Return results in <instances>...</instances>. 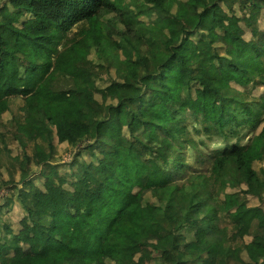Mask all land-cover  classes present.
Instances as JSON below:
<instances>
[{"label": "trees", "instance_id": "1", "mask_svg": "<svg viewBox=\"0 0 264 264\" xmlns=\"http://www.w3.org/2000/svg\"><path fill=\"white\" fill-rule=\"evenodd\" d=\"M240 110L262 122L264 0H0V264H264V124L217 166L193 134Z\"/></svg>", "mask_w": 264, "mask_h": 264}, {"label": "rangeland", "instance_id": "2", "mask_svg": "<svg viewBox=\"0 0 264 264\" xmlns=\"http://www.w3.org/2000/svg\"><path fill=\"white\" fill-rule=\"evenodd\" d=\"M120 3L118 1V5L120 6ZM167 22L169 23V27L173 30L172 37H176L179 41L182 37V32H179L180 23L177 20H170L167 19ZM101 20L100 19H90L87 22V25L89 28H91L92 33L94 36L103 37L104 32L101 28ZM239 33L238 29H235L234 34L236 35ZM234 34L228 33V38L231 40L236 41V37ZM43 40V37L38 36L36 38L37 42H41ZM84 42L90 41V35L86 34L83 36ZM86 43V44H87ZM241 45H243V42H240ZM102 49L105 50L110 56L116 57L118 53V49L116 50V46L112 45L106 46V44H103ZM158 49V48H157ZM88 52L86 47H83L81 49H77L72 56L69 59V63H74L75 60L78 58L80 59L81 56L86 55ZM222 69L225 75L232 76V75H238L241 82H236L239 86V89L241 91L245 90V85H247L250 80L248 76L241 71H239L233 64L225 62L222 65ZM80 77H78L75 80V83L78 86L85 85L87 83L88 77L87 73L80 70L79 71ZM168 79L173 78L174 73L170 71L168 74H166ZM52 75H48L46 79L37 87L36 91L33 92L31 95L27 96L26 99H36L39 102H42L44 99H46L47 96V90L49 87V84L51 82ZM105 80H111L108 75H102L99 78V84L100 86L103 84ZM91 88L95 89L97 88L95 83H91ZM158 94L160 96H163V92L158 91ZM257 95V92L254 93ZM71 95L68 93H57L51 97V99H62L67 100L70 98ZM214 125H215V131L212 135H207L203 132L197 133L196 131H193V134L196 138L204 140L205 144L203 145V148L205 152L212 153L215 155V165H219L222 163V161L225 159L226 155L235 156L238 153H244L247 156H253L254 148L251 145V139L256 134V132L259 130L260 126L264 124V115L262 116V122L260 125H257L256 128L252 127V124L246 114H244L241 110L236 111L233 115V117L228 116H220L215 115L214 116ZM190 127L193 126V122H189ZM197 128H200L199 123L198 125H194ZM188 160L190 164L195 165V153L193 150H190ZM6 190L4 189L2 191V194H5ZM7 223L11 226L19 227L21 224H23V220L26 218V215L22 213L18 208L13 207L11 211L6 214L5 216ZM50 241H53V239H50Z\"/></svg>", "mask_w": 264, "mask_h": 264}]
</instances>
